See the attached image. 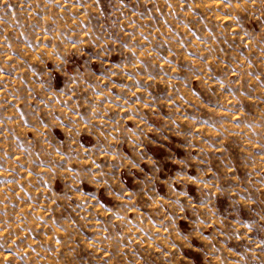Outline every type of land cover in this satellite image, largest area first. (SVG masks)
<instances>
[{
    "label": "rangeland",
    "instance_id": "1",
    "mask_svg": "<svg viewBox=\"0 0 264 264\" xmlns=\"http://www.w3.org/2000/svg\"><path fill=\"white\" fill-rule=\"evenodd\" d=\"M0 264H264V0H0Z\"/></svg>",
    "mask_w": 264,
    "mask_h": 264
}]
</instances>
